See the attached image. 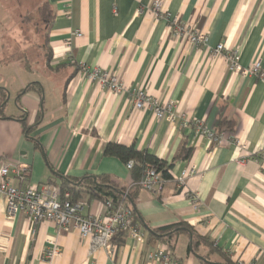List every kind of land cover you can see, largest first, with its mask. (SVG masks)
<instances>
[{"label": "crops", "instance_id": "0c3cea01", "mask_svg": "<svg viewBox=\"0 0 264 264\" xmlns=\"http://www.w3.org/2000/svg\"><path fill=\"white\" fill-rule=\"evenodd\" d=\"M47 1L54 18L51 59L42 73L23 67L29 77L8 84L4 76L15 78L22 66L0 47V89L6 94L5 101L0 95V165L29 167L24 182L11 184L40 188L58 186V176L106 175L129 188L126 165L103 156L108 143L134 146L173 166L159 193H135L144 243L124 237L114 257L91 250L76 231L57 234L50 222L11 216L0 200V264H168L151 257L166 247L147 229L179 223L192 233L176 234V264H203L198 257L207 264H264V81L231 73L224 58L235 51L241 66L260 62L264 68V0H164L171 17L206 35L199 47L169 35L166 20L150 11L153 0ZM6 9L0 0V24L9 17ZM219 44L225 51L216 55ZM79 64L117 74L124 93L113 96L89 81ZM138 90L171 103L189 122L218 130L225 120L232 132L222 130L221 144L213 145L193 124L157 121L149 109H134ZM23 115L27 126L37 123L29 138L19 122ZM181 146L191 155L174 160ZM82 202L85 215L104 213L103 201ZM193 239L199 244L189 253ZM53 244L60 254L48 261Z\"/></svg>", "mask_w": 264, "mask_h": 264}, {"label": "built area", "instance_id": "2783aa9c", "mask_svg": "<svg viewBox=\"0 0 264 264\" xmlns=\"http://www.w3.org/2000/svg\"><path fill=\"white\" fill-rule=\"evenodd\" d=\"M150 11L158 18L165 19L169 35L179 41L187 42L192 46H202L206 42V35L189 24L181 23L176 17H171L164 10V0H153ZM79 37L78 32L74 33ZM223 44L213 49V53L220 55L224 52ZM70 57V50L68 52ZM224 58L231 73L243 77H255L264 81V68L260 62L249 67H243L239 63V57L235 51H226ZM79 73L91 82H95L102 89L113 96L124 93V86L120 77L110 71L92 68L89 69L83 64L77 66ZM134 109L143 111L149 109L157 121H166L170 124L179 123L182 127L194 125L196 133L203 136L213 145L221 144L223 132L208 129L202 122H189L184 114H179L171 103L160 104L157 100L138 90L132 94ZM264 156V153H263ZM132 163L126 165L130 169ZM29 167L25 165H0V200H3L9 215L24 214L32 223L50 222L54 225L57 234L76 231L82 239H87L91 250L103 249L112 255V238L120 232H126L127 236L135 240L139 245L144 243V232L131 210L122 203L112 204L109 201L103 202L104 213L101 215L88 214L83 212V202H72L68 195L60 199L59 187L45 185L44 187H17L11 184L13 179L24 182L27 179ZM184 177V174L183 176ZM181 181V179H180ZM142 190L150 193H159L162 190V183L153 170L148 169L139 183ZM195 208L197 201L190 197ZM60 254V249L53 244L46 253L48 261ZM156 260H163L168 264H176L172 257L166 253V249H159L153 255ZM237 264H254L251 262L238 261Z\"/></svg>", "mask_w": 264, "mask_h": 264}, {"label": "trees", "instance_id": "16d2710c", "mask_svg": "<svg viewBox=\"0 0 264 264\" xmlns=\"http://www.w3.org/2000/svg\"><path fill=\"white\" fill-rule=\"evenodd\" d=\"M37 13L40 20L38 24L46 28V46L43 49L46 52L45 65L48 67L51 59V51L48 44V32L54 18V13L47 0H45L44 4L37 9ZM24 66L29 67L28 64H24ZM31 86L33 85L27 86L26 90L31 89ZM0 95L5 101L6 94L1 89ZM39 115L37 116V119H39ZM24 117V115L21 116L19 122L22 125L24 135L26 138H29V133L34 129L37 123H34L32 126H27L26 119ZM217 128L219 132L222 130H228L232 132L231 124L225 120H221ZM31 140L34 142L35 146H39L36 140ZM102 153L104 157L117 159L124 165L132 163L131 168L128 169L133 180L131 187H121L116 184L110 178V176L106 175L97 177L84 176L78 180H72L68 177L58 176L59 185L57 187H59L60 199L63 200L65 195H68L69 199L74 203L82 202L85 198L88 200L95 199L103 202L109 201L112 204H117L120 202L131 210L134 219H136L137 212L134 205L135 193L138 190H142L138 183L144 173L148 169L153 170L163 185L167 180L170 179L169 171L171 170L173 164H167L165 161L158 159L146 151H138L134 146H123L115 143H108L105 145ZM190 155L191 150L181 146L174 160H187ZM49 185L52 184L49 183ZM147 230L150 238L156 239L165 245L166 253H168L170 257H173V251L175 247L174 238L176 234L179 232H184L187 234L192 233L191 228L185 223L174 224L155 230ZM124 237H127V233L123 231H120L113 236L111 241L112 257H114L116 250L121 246ZM198 244V240L193 239L192 246L189 247L188 252L190 253L191 251H195L194 249ZM203 264L207 263L204 262Z\"/></svg>", "mask_w": 264, "mask_h": 264}, {"label": "rangeland", "instance_id": "374dc122", "mask_svg": "<svg viewBox=\"0 0 264 264\" xmlns=\"http://www.w3.org/2000/svg\"><path fill=\"white\" fill-rule=\"evenodd\" d=\"M45 0H4L8 12L7 19L0 24V47L6 57L12 59V64L19 63L22 67L15 78L4 76L8 84L15 86L18 79L29 77L23 72V64H28L33 70H45L46 52L43 49L46 38V28L40 26L37 9ZM2 75V74H1ZM8 99V97H7Z\"/></svg>", "mask_w": 264, "mask_h": 264}, {"label": "water", "instance_id": "95a60500", "mask_svg": "<svg viewBox=\"0 0 264 264\" xmlns=\"http://www.w3.org/2000/svg\"><path fill=\"white\" fill-rule=\"evenodd\" d=\"M199 260L203 261V262H206V260H204L203 258L201 257H198Z\"/></svg>", "mask_w": 264, "mask_h": 264}]
</instances>
